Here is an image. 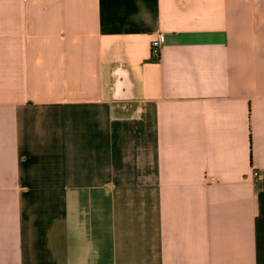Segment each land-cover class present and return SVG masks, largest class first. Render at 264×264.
Returning a JSON list of instances; mask_svg holds the SVG:
<instances>
[{
  "label": "crops",
  "instance_id": "crops-1",
  "mask_svg": "<svg viewBox=\"0 0 264 264\" xmlns=\"http://www.w3.org/2000/svg\"><path fill=\"white\" fill-rule=\"evenodd\" d=\"M0 264H264V0H0Z\"/></svg>",
  "mask_w": 264,
  "mask_h": 264
},
{
  "label": "built area",
  "instance_id": "built-area-1",
  "mask_svg": "<svg viewBox=\"0 0 264 264\" xmlns=\"http://www.w3.org/2000/svg\"><path fill=\"white\" fill-rule=\"evenodd\" d=\"M164 44V36L163 35H159L155 40H153L152 44H151V49H152V56L154 57H160V50L161 47ZM255 177H259L258 173L254 174Z\"/></svg>",
  "mask_w": 264,
  "mask_h": 264
},
{
  "label": "trees",
  "instance_id": "trees-1",
  "mask_svg": "<svg viewBox=\"0 0 264 264\" xmlns=\"http://www.w3.org/2000/svg\"><path fill=\"white\" fill-rule=\"evenodd\" d=\"M159 60H160V57H154V56H152V59L150 60V62L157 63Z\"/></svg>",
  "mask_w": 264,
  "mask_h": 264
}]
</instances>
